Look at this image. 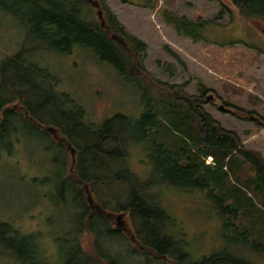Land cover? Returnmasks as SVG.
<instances>
[{"label":"trees","instance_id":"trees-1","mask_svg":"<svg viewBox=\"0 0 264 264\" xmlns=\"http://www.w3.org/2000/svg\"><path fill=\"white\" fill-rule=\"evenodd\" d=\"M98 1L112 32L126 39L129 53L113 42L97 20L89 19L85 0H0V10L13 15L27 34L21 52L0 64V141H5L6 148L11 147V134L18 129L29 137L40 135L43 142L58 146L60 153L66 155L62 161L66 167L69 150L67 152L63 144L53 141L47 131L57 132L70 146L77 155V161L73 174L63 184L64 191L59 194L61 201H67L68 195L64 193L70 191L69 183H72V204L79 217L76 225L79 234L90 232L98 237L103 234L104 239L118 238L120 231L115 229L113 217L127 213L133 229V241L140 248L138 254L144 263L253 264L246 252L264 257V156L260 151L245 148L236 133L225 130L205 110L204 105L208 102L202 96L186 95L182 100L180 91L176 89H182L185 84L169 86L168 94L156 92L159 98L156 105L163 108L162 112L166 110L162 116L167 122L161 120L156 105L151 104L147 97L146 110L139 120L118 114L101 127H95L84 121L85 109L68 93L56 91L58 80L53 74L37 64L26 62L25 56L31 50L51 51L50 43L57 40L63 44L62 48L55 49L58 52L69 53L76 45L91 48L100 60L114 65L127 80L141 82L135 72L134 60L142 69L147 45L127 33L105 1ZM229 1L244 18L264 21V0ZM12 4L17 5L18 11L9 6ZM223 12L222 9L220 15ZM30 42H33L30 44L32 48L27 47ZM169 52L183 64L174 52ZM148 82L156 89L167 86L158 79H149ZM148 87L140 89L147 95ZM199 90L206 92L202 87ZM15 103H18L19 111L13 110ZM226 106L220 105L218 109L264 127L263 120ZM24 113L27 118L22 115ZM125 123L127 127L123 126ZM159 124L167 131L161 130ZM134 132L141 137L136 138ZM168 132L172 133L169 137ZM158 133L162 135L158 136ZM124 137L130 141L153 140L156 150L154 159L151 156L150 159L157 162L155 173L160 180L152 176L140 178L131 170L128 163L130 142L127 143ZM87 154L97 156L106 165L101 163V166L94 159L92 164L95 166L90 165V168ZM207 158H212L213 165L206 164ZM107 160L113 164L109 166ZM166 186L198 189L211 198L229 238L235 235V253L225 250L194 261L183 237L171 231L175 219L164 209L161 194V189ZM87 188L91 206L86 198ZM250 195L260 203H255ZM95 207L99 211L94 210ZM98 243L95 240V254L88 256L86 264H102L103 261V264H116L106 249L103 252L97 247ZM76 244L77 253L74 255H84L78 240ZM2 254L22 263L47 264L32 236H21L11 224L0 221Z\"/></svg>","mask_w":264,"mask_h":264},{"label":"rangeland","instance_id":"rangeland-1","mask_svg":"<svg viewBox=\"0 0 264 264\" xmlns=\"http://www.w3.org/2000/svg\"><path fill=\"white\" fill-rule=\"evenodd\" d=\"M85 1L86 15L97 20L92 5ZM103 1L127 33L147 45L144 76L137 75L141 82L127 80L112 64L100 60L91 48L76 45L62 54L55 50L63 46L57 40L50 43L53 50L33 49L25 56L27 63L37 64L57 78L56 91L68 93L85 109L86 123L101 127L118 114L139 120L146 110L147 97L156 105L159 99L156 92L165 95L169 86L185 84L176 89L182 100L186 95L202 96L205 101L213 97L204 105L205 110L225 130L236 133L245 148L260 151L264 156V127L218 109L220 105H228L264 121V21L244 18L229 0ZM9 6L18 11L17 5ZM25 35L13 15L0 10V64L21 52ZM30 44L33 42L27 43L28 48H32ZM149 79H158L167 86L156 89ZM143 86L148 87V96L140 89ZM200 87L206 92H200ZM156 107L161 120L167 122L163 117L166 110L162 112L161 106ZM159 126L167 131L162 124ZM11 135V147L6 148L5 141H0V221L11 224L21 236H32L47 264H68L69 260L70 264H86L88 256L95 254V240L99 241L97 247L103 252L106 249L116 264H147L139 257L140 248L131 240L133 229L127 213L113 217L115 229L120 231L118 238L104 239L103 234L98 237L77 231L79 217L73 210L72 183L70 191L64 193L68 195L67 201H61L59 194L68 179L67 167L69 173L74 170L71 149H67L66 167L62 164L66 155L43 142L40 135L29 137L21 129ZM133 135L141 137L138 132ZM127 140L131 170L140 178L152 176L160 180L155 173L157 162L150 159V156L154 159L156 150L153 140ZM86 158L92 167L94 159L96 163L99 161L97 164L105 162L95 155L87 154ZM108 162L109 166L113 164ZM206 164L213 165V161L207 158ZM161 194L164 209L175 219L171 231L183 237L194 261L225 250L235 253V235L229 238L223 219L204 192L166 186ZM250 196L260 203L254 195ZM102 239L107 241L104 243ZM76 240L84 255H74ZM246 254L253 264H264L263 256ZM0 264L28 263L2 254Z\"/></svg>","mask_w":264,"mask_h":264},{"label":"flooded vegetation","instance_id":"flooded-vegetation-1","mask_svg":"<svg viewBox=\"0 0 264 264\" xmlns=\"http://www.w3.org/2000/svg\"><path fill=\"white\" fill-rule=\"evenodd\" d=\"M89 1V3L92 5V7H93V9H94V11L96 12V15H97V21L100 23V20H99V17H98V12H100L101 11V13H102V16H103V18L105 19V26L104 27H102L104 30H106V32L110 35V37H111V39L113 40V42L117 45V46H120L121 48H123L127 53H129L130 52V49L128 48V45H127V43H126V39L124 38V37H118V35L116 34V33H114V32H112V29H111V27H110V24H109V21H108V19H107V15L103 12V7H102V5H101V3L100 2H98V0H88ZM100 25H101V23H100ZM106 62V61H105ZM109 63V62H108ZM111 64V63H110ZM114 66V65H113ZM115 67V66H114ZM134 68H135V72H136V74L140 77V76H144V72L142 71V69L139 67V64H138V62L136 61V60H134ZM141 78V77H140ZM210 100H214V98L212 97ZM208 101V100H207ZM208 104V103H207ZM13 110H16V111H19L20 110V107H18V103H15L14 105H13ZM25 118H27V114L26 113H24V114H22ZM48 133H49V135H50V137L53 139V141H55L56 143H60V144H63V148H66V149H70V146H68L67 144H66V142L63 140V139H61L59 136H58V134H57V132H55V131H53V130H48L47 131ZM57 140H56V139ZM54 147H56L58 150H59V147L58 146H54ZM70 152H71V155H72V157H73V163L75 162L76 163V161H77V155L75 154V152L73 151V150H70ZM74 158H75V161H74ZM75 166V165H74ZM70 174H73V173H69L68 172V176L70 175ZM87 202H88V205H90L91 206V203H92V200H91V198H90V195L88 194V188H87ZM94 210H98L99 211V209L97 208V207H95V208H93ZM132 241H133V239H131Z\"/></svg>","mask_w":264,"mask_h":264},{"label":"water","instance_id":"water-1","mask_svg":"<svg viewBox=\"0 0 264 264\" xmlns=\"http://www.w3.org/2000/svg\"><path fill=\"white\" fill-rule=\"evenodd\" d=\"M98 17H99V20H100L101 26L104 27V26H105V19L103 18L101 11L98 12ZM211 98H212V97H209L208 100H210Z\"/></svg>","mask_w":264,"mask_h":264},{"label":"built area","instance_id":"built-area-1","mask_svg":"<svg viewBox=\"0 0 264 264\" xmlns=\"http://www.w3.org/2000/svg\"><path fill=\"white\" fill-rule=\"evenodd\" d=\"M211 159V158H210Z\"/></svg>","mask_w":264,"mask_h":264}]
</instances>
